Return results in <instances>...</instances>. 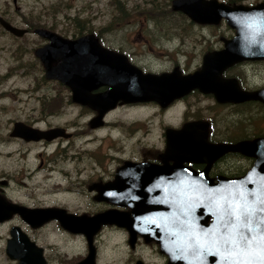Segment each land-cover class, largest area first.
<instances>
[{
    "label": "water",
    "instance_id": "obj_1",
    "mask_svg": "<svg viewBox=\"0 0 264 264\" xmlns=\"http://www.w3.org/2000/svg\"><path fill=\"white\" fill-rule=\"evenodd\" d=\"M172 8L201 23L216 24L225 18L236 29L235 36L225 40L221 50L204 55L201 67L192 73L181 75L174 70L153 75L142 73L124 54L102 47L93 35L64 39L37 29V33L49 39L48 44L36 49L45 67V76L67 85L72 101L98 111L115 106L119 100H154L166 105L193 88L213 93L218 102L253 99L264 103V88L242 91L234 80L221 78V72L237 61L264 58V2L230 6L218 0H173ZM0 22L17 35L23 33V29L1 19ZM55 60L58 62L53 65ZM100 85H107V90L90 94ZM195 124L168 132L171 141L167 155L174 150L176 155L193 160L194 155L202 154L204 144L193 135ZM21 134L26 138L46 136V132L38 131L36 137L32 133L28 136L25 130ZM192 139L197 142L191 145ZM208 149L214 156L228 150L251 155L254 164L242 178H221L219 184L186 174L181 160L177 159L178 162L167 168L149 163L126 164L117 172L116 182L107 184L104 191L119 190L116 194L123 197L117 198L129 200L130 210L112 209L89 219L82 217L79 221L84 226L79 229L86 233L100 222L117 221L135 236L134 221H150L148 236L160 242L161 249L170 257L169 264H264V240L261 239L264 237V137ZM100 195L96 198H101ZM73 218L66 216V219ZM209 218L212 220L207 224ZM241 233L248 235L251 243L238 247L232 241L239 240Z\"/></svg>",
    "mask_w": 264,
    "mask_h": 264
},
{
    "label": "flooded vegetation",
    "instance_id": "obj_2",
    "mask_svg": "<svg viewBox=\"0 0 264 264\" xmlns=\"http://www.w3.org/2000/svg\"><path fill=\"white\" fill-rule=\"evenodd\" d=\"M140 31L142 29H136L133 35L138 36L140 41H146L140 37ZM212 42L213 39L209 38L207 43ZM160 43L166 44L169 49L175 46L172 40L166 38ZM210 45L204 47L200 59L204 54L221 48L220 43ZM115 50L125 52L128 59L143 72L162 73L172 70L180 73L187 72L183 68L185 63L179 59V56L183 54L180 53V47L172 50L177 55L170 66L169 57L173 59V55L168 54L169 57L160 56L161 59H158L167 62L163 66L165 68H150L149 64V69L136 60L137 53L132 51L128 53L121 48ZM152 61L151 59L149 62ZM55 63L57 61L52 62V64ZM241 63L251 64L245 61L234 64L229 67L227 73L235 78L241 87H244V82L237 70L244 65ZM18 66L16 62L11 68ZM9 76L18 78L21 74L16 70L11 72L9 69L0 76V83ZM106 89L107 87H100L92 90L91 93ZM22 90L21 86H16V82H13L9 89L0 91V264H137L138 262L168 264V256L161 250L159 243L148 236L143 237L134 227L132 229L136 232L135 236L130 234L125 224L117 221L100 222L94 230H87L88 234L83 233V230H71L68 226L83 227L84 223L81 224L79 221L82 217L87 218L118 209L116 203L107 199L97 200L96 196L103 193L104 187L115 180L117 171L125 163L145 160L157 165L173 164L172 157L167 158L163 155L167 148L166 131L169 128L180 131L187 124L197 123L192 126L193 135L201 139L198 142L202 141L204 148L253 140L264 135V128L262 133L254 134H247L242 128L218 130L213 126L214 115L211 111L204 109L208 103H199L197 107L204 108H195L194 111L196 101L211 99L212 102L213 100L214 104L210 106V110L218 105L255 103L218 102L213 94L203 93L196 88L183 96L174 98L166 106L152 100L128 103L118 101L114 108L102 111L100 114L89 106H80L82 111H76L75 114L72 113L73 111H16V108L13 111H5L7 107L5 103H2L3 94L5 93V98L13 103H18L16 92L20 91L22 94ZM57 95L65 99L68 93L64 96ZM129 108L131 111H161L162 113L170 109L178 111V124L165 125L162 128V146L150 156L140 159L122 157L126 152H130V149L128 151L122 149V139L125 142L128 141L132 134L130 130L136 129L134 122L121 123L119 120L120 110ZM66 115L73 117L65 118ZM17 124L25 127L23 130L57 128L61 132L50 138L26 139L21 131H16ZM121 127V137L114 139L113 134ZM90 129L100 130L91 131ZM96 132H102L103 135L98 139ZM147 132L148 130H144L143 134ZM194 142L197 141L192 139L191 145ZM129 145L125 144V146ZM99 147H101L100 151H98ZM146 150L149 153L150 149ZM241 155L237 152H227L211 161H206L204 156H198L195 161L185 164L196 172L203 171L208 180L212 179L216 182L219 176L241 175L249 168L252 159ZM232 157H242L246 164L242 167L231 165ZM15 180L20 185V190L12 189ZM21 190L22 198L19 195ZM50 208L54 211L46 212L50 211L48 210ZM69 215L74 218L66 219ZM138 245L142 246V249L149 248L159 257V261L147 259L143 254L136 256L135 249ZM88 259V263L85 262Z\"/></svg>",
    "mask_w": 264,
    "mask_h": 264
},
{
    "label": "rangeland",
    "instance_id": "obj_3",
    "mask_svg": "<svg viewBox=\"0 0 264 264\" xmlns=\"http://www.w3.org/2000/svg\"><path fill=\"white\" fill-rule=\"evenodd\" d=\"M12 1L0 0V13L14 25L31 29L38 25L39 27L44 26V28L66 37H74L90 31L97 35L105 46L121 48L128 53L130 51L137 53L136 60L148 69L149 67L165 68L163 66L167 62L158 59L164 58L168 54L173 55V59L168 56L170 66L176 59L177 54L172 51L176 47H180V53H183L179 56L181 62L185 63L183 68L191 70L198 67L200 54L204 47L220 43L221 38L226 37L224 34L229 28L224 21L217 25H192L185 15L171 9V0H115L120 2L117 5L112 4L113 0H15V4ZM218 1L225 2L226 0ZM259 1L262 0H237L236 3L251 5ZM121 2L124 6L123 9L119 8L122 7ZM117 6L119 9L116 8ZM136 29H142L140 37L146 41H140L138 36L133 35ZM165 38L172 40L175 46L169 49L166 44H161L160 42ZM209 38L213 39L210 44L207 43ZM45 42V39L32 31L16 38L0 27V76L16 62L19 66L11 68L10 71L16 70L21 74V77L18 78L10 76L4 78L0 83V91L9 89L13 82L23 89L22 94L20 91L16 92L18 103H13L10 99L5 98V93L3 94L2 103H5L7 107L5 111H13L14 108L16 111H52L57 107L41 110V101L51 98L58 92L63 96L69 93L67 89L59 87L55 81L44 77L43 67L35 56L34 49ZM151 59L153 61L149 62ZM237 70L243 77L246 86L264 85V64L243 65ZM65 101L72 104L68 97ZM205 102L208 105L203 108L205 111H211L214 115L213 126L218 130L242 128L247 134L262 133L264 112H261L257 105H218L215 109L210 110V106L214 104L213 100L211 102V99H200L196 101L194 111L195 108H202L197 107L199 103ZM73 105L66 104L58 111H73L74 114L76 111H82L78 108L79 106ZM120 111L119 120L121 123L131 124L134 122L141 126L139 130H130L132 134L128 141L125 142L122 139V149L125 151L130 149V152H126L122 157L140 159L152 155L151 153L162 146V128L165 125L176 126L179 122L178 111L175 109L164 113L161 111H131V108ZM70 117L73 116H65V118ZM87 126L89 127V125ZM121 130L122 127L113 134L114 139L121 137ZM144 130H148L145 135L143 134ZM101 135H103L102 132H96L98 139ZM125 144L130 145L125 146ZM146 149H150L151 152L148 153ZM100 150L101 147L98 148V151ZM230 161L234 166L242 167L246 164L242 157H232ZM12 189H21L16 180L12 184ZM19 195L22 198V190ZM77 243L80 242L77 241ZM135 254L136 256L143 254L147 259L159 261V257L149 248L142 249V246L139 245L135 249ZM104 257H108V255H104Z\"/></svg>",
    "mask_w": 264,
    "mask_h": 264
},
{
    "label": "trees",
    "instance_id": "obj_4",
    "mask_svg": "<svg viewBox=\"0 0 264 264\" xmlns=\"http://www.w3.org/2000/svg\"><path fill=\"white\" fill-rule=\"evenodd\" d=\"M235 0H227V2L228 3H232V2H234ZM120 2L119 1H115V0H113L112 1V4L113 5H117V4H119ZM121 5H122V7H119L120 9H123L124 8V6H123V3L121 2ZM117 9H119L118 8V6L116 7ZM41 26H43V25H41ZM37 27H39V25L37 26ZM44 27V26H43ZM61 98H54V99H51V100H49V102H47L46 104H45V106L43 107L44 109L45 108H53V107H57L59 104H60V102H61Z\"/></svg>",
    "mask_w": 264,
    "mask_h": 264
},
{
    "label": "snow or ice",
    "instance_id": "obj_5",
    "mask_svg": "<svg viewBox=\"0 0 264 264\" xmlns=\"http://www.w3.org/2000/svg\"><path fill=\"white\" fill-rule=\"evenodd\" d=\"M251 221H248V225L250 226ZM255 239V238H252ZM262 240H264V237H261ZM232 243H235L238 247L241 245H248L251 243V240L248 235H245L244 233H241L239 236V240H233Z\"/></svg>",
    "mask_w": 264,
    "mask_h": 264
}]
</instances>
